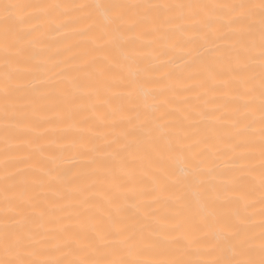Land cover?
<instances>
[{
	"label": "snow or ice",
	"instance_id": "snow-or-ice-1",
	"mask_svg": "<svg viewBox=\"0 0 264 264\" xmlns=\"http://www.w3.org/2000/svg\"><path fill=\"white\" fill-rule=\"evenodd\" d=\"M61 8L78 10L75 23L84 26L81 29L84 34L97 37L94 53L99 56L93 55L91 62L78 69L87 77L86 83L73 82L78 91L87 88L90 94L101 89L108 92L112 81L141 90L148 84L163 83L152 80L151 71L140 66L139 57L145 47L138 46V42L145 40L150 41L147 47L152 43L191 46L188 55L180 57L177 67L181 76L186 74L205 94L217 90L211 86L212 82L224 80L225 73L218 68L227 66L233 76H240L255 72L258 62L259 89L255 87V77L250 76L242 93L249 97V102L242 106L249 114L244 120L234 121L236 135L227 143L238 153L233 168L256 171L254 163L259 160L260 230L257 235L244 226L247 217L240 212L239 200L224 199L227 191H244L247 182L242 176L233 174L229 178L218 171L212 159L216 125L209 124L203 134L199 130L192 133L184 121L194 117L185 113L178 119L174 107L161 111L159 116H148L139 110L138 99L129 91L127 104L118 109L124 122L122 133L108 142L104 150L106 159L93 157L87 165L96 182L112 187L100 190L103 203L99 208L87 195L96 191L94 185L83 189L76 211L88 217V224L80 231L64 230L65 248L79 258L39 259L44 253L37 247L38 233L31 227L32 218H5L0 222V264H141L130 258L141 244L169 257H182L152 264H264V0L215 3L109 0L73 5L2 2L0 97L5 116L10 101L20 91V66L27 67V62L35 59L28 39L32 33L22 26L36 24ZM29 9L38 10V14L25 15ZM130 33L135 36H129ZM162 64L167 66L166 62ZM164 75L169 81L180 79L172 72ZM161 103L167 107L166 101ZM200 116L216 117L221 124L231 119L227 113L217 116L216 112H201ZM112 117L115 118V113ZM22 123L15 121V125ZM257 131L258 142L254 135ZM8 142L6 137L5 143ZM129 158L133 163H127ZM149 197L154 200L153 207L162 203L167 214L158 219L156 213L130 214L133 208L138 209V200ZM45 214L41 210V216ZM161 222L169 227H160ZM193 235L198 237L194 243ZM201 249L214 259L192 260L190 257L200 254Z\"/></svg>",
	"mask_w": 264,
	"mask_h": 264
},
{
	"label": "bare ground",
	"instance_id": "bare-ground-1",
	"mask_svg": "<svg viewBox=\"0 0 264 264\" xmlns=\"http://www.w3.org/2000/svg\"><path fill=\"white\" fill-rule=\"evenodd\" d=\"M2 2L73 5L106 3L109 0H0V3ZM132 2L148 3L150 0ZM151 2L215 3L239 0ZM28 14H38V10L29 9L25 15ZM78 14L76 9L61 8L54 10L49 17L36 24L22 26L24 31L32 33L28 39L35 59L28 61L27 67L20 66V91L10 101L7 116L4 112V101L0 97V222L5 218L11 220L31 217V227L38 233L37 247L44 253L39 259H78L70 249L65 248L64 230L70 228L80 231L88 224V217L76 211L82 199L83 189L94 185L96 191H89L87 195L94 202V206L99 208L103 203L100 190L106 191L112 187L111 184L96 182L87 165L93 157L106 159L104 150L108 142L122 133L124 122L120 119L118 109L121 104H127L128 92L131 91L138 99L139 110L148 116H159L161 111L174 107L177 109L175 116L178 119L185 113L194 117L184 121L185 127L192 133L199 130L203 134L208 130L209 124L216 125L218 131L214 134L215 148L212 159L218 165V171L229 178L233 174L242 176L247 182L244 191H227L224 193V199L239 200L240 212L247 217V224L244 226L258 235L261 221L259 160L254 163L256 171L241 172L240 169L233 168L232 162L238 157V153L233 152L232 144L227 143L236 135V129L232 127L234 121L244 120L245 115L249 114L248 110L242 107L249 102V97L242 93L245 92L244 84L250 76L255 77L254 84L259 89L258 62L255 64V72L240 76H233L227 66L218 68L225 73L224 80L212 82L211 86L217 90L205 94V90L198 88L196 82L188 79L186 74L181 76L177 67L180 57L187 56L191 46L180 48L171 44L152 43L151 47H147L150 41L145 40L138 42V46L145 47L139 57L140 66L151 71L152 80H163V83L148 84L141 90L128 89L123 84L112 81V89L108 92L101 89L99 93L90 94L87 88L78 91L73 88V82H87L85 74L78 69L91 62L93 55L99 56L98 52L94 53L97 37L95 34H84L81 31L84 26L75 23ZM129 36L134 37L135 34L130 33ZM162 61L166 62V67ZM165 72H172L180 79L169 81L165 78ZM2 78L3 71L0 70V80ZM161 92L164 95H161ZM161 101H166L167 107ZM201 112H216L217 116L227 113L231 119L221 124L216 117L204 119L200 116ZM254 119L258 128V111L255 112ZM15 121L23 123L15 125ZM243 126L242 124L241 127ZM254 135L258 142V131ZM6 137L9 141L7 144ZM127 163H133L131 158ZM137 204L138 209L133 208L131 215L137 212L140 215L156 213L158 219L167 214V209L162 207V203L153 207L154 200L151 197L138 200ZM41 210L46 214L41 216ZM159 226L169 227L164 222ZM176 235L181 236L180 233ZM197 238V235H193V243ZM169 243H172L171 239ZM60 248L65 250L61 252ZM130 258L140 261L141 264H152L157 260L182 257H169L141 244ZM190 258L198 261L214 259L203 249L200 254H193Z\"/></svg>",
	"mask_w": 264,
	"mask_h": 264
}]
</instances>
